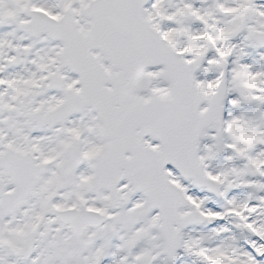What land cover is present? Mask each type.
Returning <instances> with one entry per match:
<instances>
[{"label":"snow or ice","instance_id":"1","mask_svg":"<svg viewBox=\"0 0 264 264\" xmlns=\"http://www.w3.org/2000/svg\"><path fill=\"white\" fill-rule=\"evenodd\" d=\"M0 264H264V0H0Z\"/></svg>","mask_w":264,"mask_h":264}]
</instances>
